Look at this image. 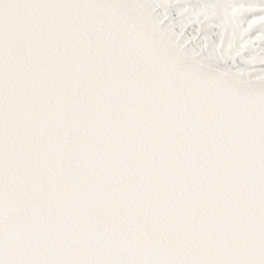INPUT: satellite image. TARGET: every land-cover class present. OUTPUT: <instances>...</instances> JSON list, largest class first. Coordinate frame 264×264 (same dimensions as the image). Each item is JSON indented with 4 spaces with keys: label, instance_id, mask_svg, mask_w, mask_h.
I'll use <instances>...</instances> for the list:
<instances>
[{
    "label": "snow or ice",
    "instance_id": "6c2138e0",
    "mask_svg": "<svg viewBox=\"0 0 264 264\" xmlns=\"http://www.w3.org/2000/svg\"><path fill=\"white\" fill-rule=\"evenodd\" d=\"M0 264H264V0H0Z\"/></svg>",
    "mask_w": 264,
    "mask_h": 264
}]
</instances>
